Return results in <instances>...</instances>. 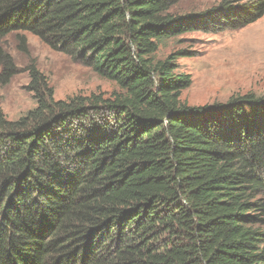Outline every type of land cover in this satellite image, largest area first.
Wrapping results in <instances>:
<instances>
[{
    "label": "trees",
    "instance_id": "obj_1",
    "mask_svg": "<svg viewBox=\"0 0 264 264\" xmlns=\"http://www.w3.org/2000/svg\"><path fill=\"white\" fill-rule=\"evenodd\" d=\"M181 1L0 0V38L32 34L119 90L55 101L32 64L36 107L0 108V264H264V96L189 106L188 53L155 57L254 24L264 0ZM17 67L0 45V87Z\"/></svg>",
    "mask_w": 264,
    "mask_h": 264
},
{
    "label": "rangeland",
    "instance_id": "obj_2",
    "mask_svg": "<svg viewBox=\"0 0 264 264\" xmlns=\"http://www.w3.org/2000/svg\"><path fill=\"white\" fill-rule=\"evenodd\" d=\"M220 2L182 0L172 14L179 17L198 15ZM20 36L25 38L26 45L21 44ZM0 45L14 57L18 66L10 83L0 87V108L10 121L18 120L36 107V94L28 89L31 82L28 69L32 64L54 90L55 101L93 94L110 98L119 91L113 82L52 50L32 34L0 38ZM180 51L188 55L178 59L177 72L190 75L192 79L190 88L182 93V103L204 107L225 104L235 96H264V16L237 31L187 32L163 42L155 57L164 60Z\"/></svg>",
    "mask_w": 264,
    "mask_h": 264
}]
</instances>
